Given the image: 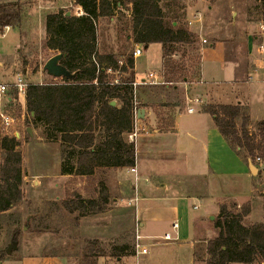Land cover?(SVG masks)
Listing matches in <instances>:
<instances>
[{
	"label": "rangeland",
	"instance_id": "1",
	"mask_svg": "<svg viewBox=\"0 0 264 264\" xmlns=\"http://www.w3.org/2000/svg\"><path fill=\"white\" fill-rule=\"evenodd\" d=\"M2 1L0 0L1 3H5ZM30 2L31 10L38 9V0H30ZM77 5L75 1L72 6L68 5L62 8L51 9L50 12L45 13V16L43 14L41 17L36 13V16L31 17V19L29 18V22L24 26L26 33L22 38L21 44L19 42V33L16 29L7 32L6 35H3V31L0 30V61L3 62L0 65V82H13L18 71L24 72L25 78L29 83L42 84L62 81L63 77H53L44 70L47 60L58 52L51 50L47 46L46 17L49 13L60 10L74 14L76 10L75 6ZM161 6L167 24L174 23L175 26L184 28L191 33V42L179 45L178 50L173 55L164 58V62L166 59L172 60L177 64L183 63L184 67L192 75L191 80L194 81L191 87L194 88L193 91L195 92H192V94L202 98L204 105L234 102L233 96L227 91L228 89H224L225 87H217L213 86V84L206 85L201 82L202 80L200 81L201 66L203 68V75L211 81L220 80L219 75L222 73H224L223 77L225 80L234 78L232 60L238 62L240 67L246 68L248 64V38L249 35L253 36L260 31V24L264 19V0L162 1ZM198 12L201 13V17L198 16L201 19L196 17ZM44 17L45 22H43ZM190 21L193 23H190ZM131 23L132 13L130 5L122 7L118 3V6H114L110 16L99 17L98 52L100 54H115L121 60H126L136 46L139 45L142 47L144 53L142 52L143 55L137 59L138 71H145L147 73L153 71L158 73L161 70L164 79H166L165 67L159 70L162 63V54H164L162 53V45L154 43L150 47H144L141 44L134 43ZM204 39L207 40V43H204ZM19 44L20 50L18 51ZM220 57L222 61L218 63L217 61ZM225 63H228V65ZM25 68H28V72L24 71ZM113 74L117 78L128 76V74L121 72ZM250 77L248 76L247 79L249 80ZM134 79L136 80L135 77ZM196 86L197 89H195ZM137 87L139 85L135 87V92L139 94L140 90ZM239 94H242V92ZM176 98H180L181 102L183 100L180 93ZM4 100L7 103V100ZM6 109L21 119L18 123L20 132L18 149L22 154L24 175L22 190L24 197L11 211L16 215H21L20 221L16 222L15 217L8 218V216L0 215V258H8L3 264H18L16 257L19 258L24 255V247L28 244V241L35 238L34 236L37 232L42 233L41 231H44V228L39 226V224L47 223L46 215H44L46 209L50 212L51 218L49 223H47L50 226L46 228L48 231L49 229L53 231L54 234L50 236L44 235L40 240L38 239V249L40 250H33L32 252L43 253L44 249L54 242L60 244V249L62 248V250L69 252L67 255L71 258L70 260H75V263L71 261L72 264H120L116 255L110 254L112 251L111 244H115L117 240L127 245L126 256L132 255L135 230L139 225L136 219L132 221L131 215L127 214L128 223L125 226V230L120 232V235L97 239L98 243L95 244L89 243L88 237L87 240H85L86 238H81V242L77 241L76 238L72 237L74 231L70 230L75 224V220L81 219L82 215L89 214L95 210H106L116 205L114 196L118 192L115 184L120 176L113 173L111 168L100 167L96 169L95 174L86 175V177L84 175H73L67 181L65 178H54L55 175L61 174L62 169L61 142L47 140L44 128L41 125L28 122L30 115L26 107L25 98L8 104ZM161 110L164 109L162 108ZM170 120V117H165V121L170 122ZM29 128H31L32 134L28 132ZM248 128L252 132L256 131L255 125L253 123L250 124V119L248 121ZM129 139L133 140L130 136ZM225 159L226 163L222 165V170L226 172L239 171L235 160L227 156ZM250 160L255 165L259 164L252 158ZM48 175L50 177L46 178L45 176ZM122 176L127 177L128 175L125 172ZM252 180V194L249 201L242 203L243 200H235L228 196L222 199V206H226L233 213H239L246 207L250 208V213L243 219V222L248 226L258 222L264 223V169L254 174ZM56 182H59L58 187H56ZM241 182V186L247 185L245 178H242ZM223 187V192H226L227 189ZM79 193L83 200L94 198L96 200L94 206H91L87 201H80ZM239 193L243 194L242 191ZM104 196L108 197V201H104ZM66 199L76 201L72 205L75 207L73 211H69L63 204ZM190 203L201 204V201L192 199ZM126 205L127 202L125 201L121 207H126ZM209 206L206 203L205 205H201L200 209L193 210L192 212L201 214L202 218L208 220L209 224V219L206 218L204 213L205 208L209 209ZM31 212H37V215L30 221L28 216ZM40 213L42 214L40 215ZM94 214L95 212L90 214L91 217H88L92 219V222H95V217H92ZM213 216L214 218H211V222L214 224L220 216V211ZM55 219L56 221H54ZM88 222L90 221L88 220ZM15 227L18 230L17 240L19 249L13 250L12 254L8 255L6 249L14 239L13 230ZM210 227L213 229L211 225ZM57 228L58 230H55ZM214 231H217V229L215 228ZM140 232L147 235L142 230ZM209 234L210 231H206V229L202 232V236L204 237ZM69 235L71 236V240L68 238ZM205 239L200 238L201 241L195 242V244H198L196 249L197 264H206L205 261H207L205 259L203 262L201 261L202 257L205 256L204 246L207 244ZM84 240L85 242H82ZM164 241L166 240L162 238H146L145 244L149 247L150 252L147 255L138 257L140 264H146L147 262L150 264L149 259L154 257L157 250L161 248L158 245ZM176 242L175 239L168 241L169 244H176ZM90 244L93 251L88 250L87 255L83 256L85 249L87 250ZM95 248H103L105 250L104 254H100L102 252L98 250L95 252ZM136 260L137 258L135 257L133 262ZM259 263L257 261L254 264Z\"/></svg>",
	"mask_w": 264,
	"mask_h": 264
},
{
	"label": "trees",
	"instance_id": "2",
	"mask_svg": "<svg viewBox=\"0 0 264 264\" xmlns=\"http://www.w3.org/2000/svg\"><path fill=\"white\" fill-rule=\"evenodd\" d=\"M162 1L180 0H76L83 14L60 10L47 15V46L64 54L61 63L75 73V77L30 83L25 101L30 115L28 122L41 125L47 140L61 142V174L93 175L100 167L135 166L136 144L129 139L135 130L138 108L132 84L135 57L132 52L120 64L117 55L98 52V19L110 16L118 3L122 7L130 5L133 42L144 47L160 43L163 58L169 57L179 45L191 42V33L174 23L167 24ZM23 21L22 4H0V30L6 26H21ZM164 67L165 85L174 86L192 78L183 63L165 59ZM109 70L128 76L116 81L117 77ZM205 111L214 117L220 132L240 156L246 160H255L258 154L264 156V121L256 126V131H250L249 118L240 103L208 104ZM18 146V138L3 136L0 132V215L15 217L16 222L20 221V214L5 213L24 197L22 154ZM83 201L91 206L96 203L94 198ZM104 201H108L107 196ZM75 202L66 199L63 204L73 211ZM249 213V207L239 213L221 207L215 221L219 235L207 243L206 264L264 262V223L246 225L243 219ZM13 231V240H17L16 227ZM89 241L98 243L97 239ZM91 244L84 254L93 251ZM133 248L134 244L132 254L135 253ZM97 250L102 255L105 252L103 248H95V252ZM111 250L110 254L116 258L127 255L124 243L111 244Z\"/></svg>",
	"mask_w": 264,
	"mask_h": 264
},
{
	"label": "crops",
	"instance_id": "3",
	"mask_svg": "<svg viewBox=\"0 0 264 264\" xmlns=\"http://www.w3.org/2000/svg\"><path fill=\"white\" fill-rule=\"evenodd\" d=\"M75 1L38 0V9L31 10L30 0H3L2 2L5 3L0 2V4L20 3L24 9L23 24L15 27L10 26L9 29L4 28L3 35L16 29L21 44L26 33L24 26L31 17L36 16V13L40 17L43 14L45 16L51 9L72 6ZM75 7L74 14H77L82 8L78 5ZM43 22H45V17ZM247 43V69L240 67L238 62L232 60L234 78L225 80L224 73H222L219 75L220 80L211 81L203 75L201 66L200 81L202 80L201 82L206 85L213 84V86H222L225 87L224 89H228L227 91L230 92L235 101L226 103H240L244 107L246 115L249 116L250 124L253 123L256 127L264 121V50L260 51L258 48L260 43L264 44V34L258 31L253 36L249 35ZM137 59L138 57L135 58L134 72L136 80H139L146 77L148 73L138 71ZM221 61L220 57L217 62L221 63ZM2 64L3 62L0 61V65ZM225 64L228 65V63ZM163 67L164 58L162 54L159 70ZM24 71L28 72V68H25ZM157 74L164 78L161 70ZM248 76L252 78L250 77L248 80ZM192 84L194 81L188 80L180 81L174 86L144 83L137 87L140 90L139 94L135 92L136 104L138 105L135 121L137 135L133 138L136 144L135 166L137 173L130 172L129 168L111 167L113 173L120 176L115 184L118 192L114 196L116 205L106 210L92 211L91 213L95 212L92 215L95 217V222L88 218L91 217V213L82 215L81 219L75 220V224L70 230L74 231L72 237L76 238L77 241L81 242V238L87 240V237L89 239H101L107 236L120 235L128 223V214L131 215L132 221L133 219L138 221L140 230L149 236H162L171 232L176 237V244H169L168 241H164L158 245L161 248L157 250L153 258L149 259L150 264H197L196 249L198 244L195 242L201 241L200 238H206L205 241L208 243L209 240L219 235V229L215 223L211 222V216L219 213L223 203L222 199L228 196L235 200H243L242 203L250 200L252 177H254L249 165L251 160L250 158L244 159L229 145L215 124L214 117L205 111L207 104L195 105L196 110L194 112L188 110L194 104L189 100L195 97L192 94L195 92L193 91L194 88L191 87ZM240 92L242 94H239ZM179 93L182 95V102L180 98H176ZM162 108L164 110H161ZM165 117H170V122L165 121ZM226 156L237 162L239 171L226 172L221 169L222 165L226 163ZM256 166L258 173L262 168L259 164ZM125 172L128 176L121 177ZM45 177L48 178L50 175ZM72 177L71 174H59L55 175L54 178H65L67 181ZM242 178H245L246 186H241ZM58 186L59 182H56V187ZM223 186L227 189L226 192H223ZM241 191L242 195L239 193ZM138 192L140 194L139 200L130 204L129 202L137 196ZM192 199L200 200L201 204L190 203ZM122 201L127 202L126 207H121ZM206 203L210 205V208H205L204 212L206 218L209 219V224L208 220H204L201 214L192 212L200 209L201 205ZM238 206L240 205L238 204ZM12 209L6 211L5 214L12 213ZM35 215L37 212L29 213L28 219L31 221ZM44 215H46L45 218L49 223L51 218L47 209ZM175 221L179 223L178 230L172 228ZM47 223L39 224L44 228V231H41L42 233L35 232V238L29 240L24 247V255L19 258L16 257L18 264H72L71 261L75 263V260H70L71 258L67 255L69 252L60 249V244L54 242L45 248L43 253L32 252L33 250H40L38 249V239L40 240L44 235L54 234L53 231L50 229L48 231L46 228L50 226ZM215 228L217 231H214ZM205 229L206 231L209 230L210 234L204 237L202 232ZM68 238L71 240L70 235ZM120 243L116 240L115 244ZM57 248L59 249L57 250ZM204 253L202 262L208 258L207 244L204 246ZM7 259L0 261V264H3ZM134 259L133 253L129 256L118 257V262L120 264H132Z\"/></svg>",
	"mask_w": 264,
	"mask_h": 264
},
{
	"label": "built area",
	"instance_id": "4",
	"mask_svg": "<svg viewBox=\"0 0 264 264\" xmlns=\"http://www.w3.org/2000/svg\"><path fill=\"white\" fill-rule=\"evenodd\" d=\"M83 9H80V11L77 13V15L83 14ZM201 17V13L198 12L196 14V17ZM198 17V18H199ZM201 19V18H199ZM190 23H193L190 21ZM10 26H6L5 29H9ZM260 33L264 34V19L261 21L260 24ZM204 43H207V40L204 39ZM258 48L260 51L264 50V44L260 43L258 45ZM142 47L137 45L136 48L133 50L134 57H139L142 55ZM123 63V60L120 61V64ZM109 72H112V70H109ZM118 73V72H115ZM119 78H116V81H118ZM149 83V84H166V81L163 77L158 75L155 72H150L147 74L146 77L141 78L139 80H134L132 82L134 88L140 84ZM30 83L26 80L24 72L18 71L15 75V79L13 82H0V132L3 136H15L16 138L19 137L20 132L18 129V123L21 120L19 117L15 116L13 113L8 111L6 107H8V104H12L14 101H20L26 98L27 96V90ZM21 98V99H20ZM7 100V103L5 100ZM191 103H194L192 106L189 107L190 112H194L196 110L195 105L197 104H203L202 98L195 96L189 99ZM136 118H137V112H136ZM137 135L136 127L134 132L130 134V137L133 139ZM19 139V138H18ZM255 160L261 165V168L264 169V157L262 155H258L255 157ZM130 172L137 173L136 166L129 168ZM139 192L137 193V196L133 198L132 202H137L139 200ZM195 208L197 206L195 205ZM139 225V224H138ZM172 228L174 230L179 229V223L177 221L173 222ZM146 238H162L166 241L174 240L176 237L171 234V232H167L162 236H149L142 234L140 232V228L138 227L135 230V239H134V248H135V257L137 260L133 262L132 264H140L138 261V257L141 255H147L150 252L149 247L145 244ZM255 262L249 263L254 264ZM259 264H264V262H260Z\"/></svg>",
	"mask_w": 264,
	"mask_h": 264
},
{
	"label": "water",
	"instance_id": "5",
	"mask_svg": "<svg viewBox=\"0 0 264 264\" xmlns=\"http://www.w3.org/2000/svg\"><path fill=\"white\" fill-rule=\"evenodd\" d=\"M64 57V54L61 52L56 53L55 55L51 56L47 62L44 65V70L47 71V73L53 77H63L68 79H73L75 77V73H72L69 71L66 66H64L61 63L62 58ZM113 104L116 103V101L112 102ZM29 133L32 134L31 128L28 129ZM250 169L254 174L257 173L258 169L257 166L250 161L249 163ZM211 218H214V216H211ZM18 248V241L12 240V242L8 245L6 249L7 254H12L13 250H16Z\"/></svg>",
	"mask_w": 264,
	"mask_h": 264
}]
</instances>
